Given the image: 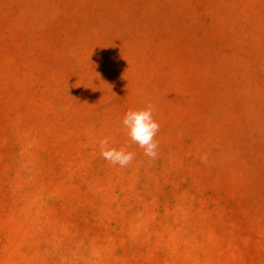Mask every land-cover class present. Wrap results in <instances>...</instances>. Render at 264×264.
<instances>
[{
    "label": "rangeland",
    "instance_id": "obj_1",
    "mask_svg": "<svg viewBox=\"0 0 264 264\" xmlns=\"http://www.w3.org/2000/svg\"><path fill=\"white\" fill-rule=\"evenodd\" d=\"M0 264H264V0H0Z\"/></svg>",
    "mask_w": 264,
    "mask_h": 264
}]
</instances>
